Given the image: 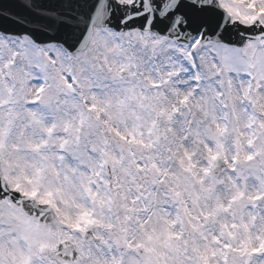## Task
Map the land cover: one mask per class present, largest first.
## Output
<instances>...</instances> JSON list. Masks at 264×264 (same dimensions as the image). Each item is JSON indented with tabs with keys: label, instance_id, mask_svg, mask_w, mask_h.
Returning a JSON list of instances; mask_svg holds the SVG:
<instances>
[{
	"label": "snow or ice",
	"instance_id": "snow-or-ice-1",
	"mask_svg": "<svg viewBox=\"0 0 264 264\" xmlns=\"http://www.w3.org/2000/svg\"><path fill=\"white\" fill-rule=\"evenodd\" d=\"M0 264H264V0H0Z\"/></svg>",
	"mask_w": 264,
	"mask_h": 264
}]
</instances>
